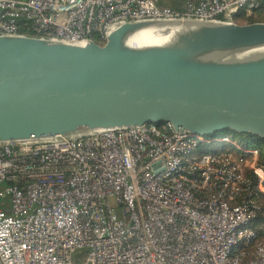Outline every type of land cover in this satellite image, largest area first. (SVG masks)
Listing matches in <instances>:
<instances>
[{
	"label": "built area",
	"instance_id": "2783aa9c",
	"mask_svg": "<svg viewBox=\"0 0 264 264\" xmlns=\"http://www.w3.org/2000/svg\"><path fill=\"white\" fill-rule=\"evenodd\" d=\"M0 0V34L87 44L124 22H237L264 0ZM237 151L200 153L203 143ZM259 150L170 123L0 143V264H264ZM251 159V161H249Z\"/></svg>",
	"mask_w": 264,
	"mask_h": 264
},
{
	"label": "water",
	"instance_id": "95a60500",
	"mask_svg": "<svg viewBox=\"0 0 264 264\" xmlns=\"http://www.w3.org/2000/svg\"><path fill=\"white\" fill-rule=\"evenodd\" d=\"M148 123L264 138V22L128 21L104 44L0 34V143Z\"/></svg>",
	"mask_w": 264,
	"mask_h": 264
},
{
	"label": "trees",
	"instance_id": "16d2710c",
	"mask_svg": "<svg viewBox=\"0 0 264 264\" xmlns=\"http://www.w3.org/2000/svg\"><path fill=\"white\" fill-rule=\"evenodd\" d=\"M162 4L171 6L172 8H178L181 6L176 0H164ZM235 20L237 22L243 23H253V22H264V7L256 9L252 14H245V12H239L235 15ZM93 39L100 43L104 44L105 41L99 39L97 36H93ZM230 137L233 141L237 142L242 147H251L257 148L259 150V158L258 165L264 171V138L250 133H238L232 130H225L215 133L214 135L205 136L207 139H215L221 137ZM225 149H232L237 151V148L230 143H223L213 141L211 143H203L199 146L198 150L200 153H206L210 151H224ZM246 175L251 179V190L253 192L252 196L255 198L257 203L259 204V210L255 219L253 220V225L256 229V239L263 240L264 239V193L259 192L257 195L255 194V188L259 182V176L251 169L246 167Z\"/></svg>",
	"mask_w": 264,
	"mask_h": 264
},
{
	"label": "rangeland",
	"instance_id": "374dc122",
	"mask_svg": "<svg viewBox=\"0 0 264 264\" xmlns=\"http://www.w3.org/2000/svg\"><path fill=\"white\" fill-rule=\"evenodd\" d=\"M243 23V22H240ZM237 143V142H236ZM251 161V159H249ZM9 197L7 198H0V202L3 200H8ZM1 204V203H0ZM89 249L87 247L83 248H76L73 253V258L77 261H79L81 264H83L87 258Z\"/></svg>",
	"mask_w": 264,
	"mask_h": 264
}]
</instances>
